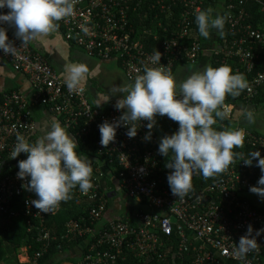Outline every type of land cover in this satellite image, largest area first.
<instances>
[{
    "label": "built area",
    "instance_id": "2783aa9c",
    "mask_svg": "<svg viewBox=\"0 0 264 264\" xmlns=\"http://www.w3.org/2000/svg\"><path fill=\"white\" fill-rule=\"evenodd\" d=\"M206 1L75 0L73 13L54 22L69 44L92 57L119 61L125 79L132 83L137 75L143 74L145 66L160 67L149 60L155 51L161 53L160 64L171 73L180 60L189 63L197 60L203 44L194 20ZM248 2H254L259 12L264 13V0H216L217 9L224 14L227 38L223 44L216 45L212 54L219 59L215 67L235 61L234 72L251 74L246 79L247 88L242 91L249 100L264 89V61L262 68L253 71L255 59L259 57L255 50H264V28L256 27V22L253 26L255 20L246 10ZM178 4L183 7L176 14L175 28L169 29L161 18L173 20L174 6ZM146 11L149 12L145 24L134 28L128 13ZM0 26L6 29L8 39L16 47L12 54L0 51V55L14 70L25 74L31 86L29 97L16 89L0 91V170L4 173L0 176V225L6 219L21 216L26 218L27 232H35V241L41 243L42 248L57 240L43 222L47 215L57 211L59 205L47 214L32 206L35 194L25 191L21 184L26 181L16 176L17 162L25 159L26 154L11 159L17 134L24 135L29 142L35 141L36 124L31 108L38 105L49 109L66 131H74L72 136L76 139L97 134L98 154L108 157L109 164L116 161L118 186L140 204V208L123 220L100 223L106 208V195H98V183L92 185L87 195L78 194L79 200L98 199L99 203L90 207L84 217L65 222V233L57 241L56 248L59 250L63 242L77 239L81 242L59 254L64 257L63 264H118V258L122 260L126 250L133 252L136 259H153L154 262L147 264H177V261L178 264H264V232L256 237L257 248L243 259L234 254L235 244L248 225L252 226L253 236L257 229L264 228V201L255 202L249 191L261 175L260 169L254 166L255 160L253 166H245L242 159L248 154L236 151L239 155L223 173L200 190L177 199L166 188V177L162 176L157 131L152 129L151 139L145 141L146 121H141L133 138L126 136L125 127H118L114 142L102 147L97 125L105 120L112 122L121 112L114 105L97 108L91 104L85 87L70 93L42 54L33 50L28 42L21 43L7 24ZM162 33L166 35L162 37ZM147 37H150L149 42ZM188 39L192 40L189 45ZM233 109L234 105L225 100V116ZM177 128L176 122L171 134ZM235 129L243 130L244 142L251 147L248 153L259 151L264 156L263 136L243 126L236 125L232 130ZM92 174L98 179L102 177L100 171ZM166 238L172 239L171 247L164 242ZM29 247L23 246L26 251L18 264L40 263L43 251L29 257ZM158 247L168 253L171 251V255L159 254ZM67 256L70 260L65 259Z\"/></svg>",
    "mask_w": 264,
    "mask_h": 264
},
{
    "label": "clouds",
    "instance_id": "9594fccd",
    "mask_svg": "<svg viewBox=\"0 0 264 264\" xmlns=\"http://www.w3.org/2000/svg\"><path fill=\"white\" fill-rule=\"evenodd\" d=\"M74 3L75 0H0V25L14 28L15 37L26 43L38 35L49 33L56 27L54 21L70 16ZM194 23L198 35L205 39L209 38L210 29L216 30L221 38L224 36L223 16L217 15L212 19L210 11H200L195 15ZM15 48L6 29L0 26V51L10 55ZM160 59L161 53L155 51L149 60L160 67L145 66L143 74L137 75L132 83L115 86L110 94L103 95L102 102L97 103L99 108L119 94L114 108L121 114L112 122L105 120L97 125L99 143L107 147L114 142L118 127L126 128L128 138L135 137L141 121H147L144 127L148 131L143 139L148 141L157 116H167L177 122L178 128L173 134L160 138L157 151L162 157L172 154L171 160L165 164L171 169L166 181L171 194L183 199L192 190L194 174L208 179L223 173L239 155L233 149L243 146V130L217 131L212 125L216 118H225V96H239L247 88V81L241 74L232 73L227 65L215 68L206 65L203 70L193 71L177 84L171 71L160 64ZM97 71H90L81 63H67L60 76L67 90L74 93L82 91L86 79L96 75ZM237 115L243 116L250 124L254 123L251 110H239ZM40 132L42 134L34 142L17 134L11 159L21 153L26 154L25 159L17 162L16 176L26 181L21 184L25 191L35 194L31 205L40 213L47 214L61 201L69 200L71 190L77 186L82 194H88L92 188V166L87 157L78 154L77 142L55 117L46 118ZM254 160V166L260 169L261 175L249 191L264 201V156L259 151H251L246 159H242L245 166H253ZM261 232L264 228L257 229L253 236L252 226L248 225L245 234L235 244V256L243 259L255 250L258 246L256 237Z\"/></svg>",
    "mask_w": 264,
    "mask_h": 264
},
{
    "label": "trees",
    "instance_id": "16d2710c",
    "mask_svg": "<svg viewBox=\"0 0 264 264\" xmlns=\"http://www.w3.org/2000/svg\"><path fill=\"white\" fill-rule=\"evenodd\" d=\"M217 2H219V0H217ZM216 6H217L216 0H214V2H210L208 0L202 6L201 11H210L212 19H214V16H217V15L224 17L222 10L217 9ZM182 7L183 6L181 4L174 6V19L173 20H166V18H161L163 25L167 26L169 29L175 28V23H176V18H177L176 14H178V11L181 10ZM246 10L250 13L252 18L255 20L253 22V26H254V23L256 22V25H255L256 27L258 26V27L264 28V21H263L264 13L259 12L258 6L254 2H248ZM148 12L149 11L138 12L136 14L130 13V12L128 13V17L130 18L131 24L133 25L134 28H137V26H139V25L142 26L145 24V19L147 17ZM56 22H54V24L59 28V26H58V24H56ZM214 34L217 35V37H216L217 44L218 45L223 44L224 40H226V38H227L226 25L224 24V36H223V38H221L219 36L217 31L216 32L214 31ZM165 35L166 34L162 33V37ZM191 39H188V45L192 42ZM200 39L202 42V37ZM149 40H150V37H147L146 41L149 42ZM182 43H184V42H182ZM185 43H186V41H185ZM70 44L73 45L72 43H70ZM255 51L257 52V54H259L258 55L259 57L257 59H255V69L253 71H256L257 69L262 68L261 65H262V62L264 61V50L261 48H258ZM200 55L198 56V58L200 57ZM211 57H212V67L215 68L219 59L214 57L213 54ZM198 58H197V60H198ZM117 62H119V61H117ZM195 62L189 63V62H186L185 60L182 59L175 64L173 70H175V68L179 64L187 63V64H193L194 65ZM227 66L230 67V69L232 70V73H234V74L236 73V72H234V68L237 66L235 61H229L227 63ZM172 73H173V71H172ZM242 76L245 79H249L251 77V74L242 75ZM225 100L230 101L234 105V108H235V105H237L239 103L251 104L254 107L264 108V89L259 90V92L256 95H254L253 97H251V99H249V100L246 99L245 96H243L242 92L240 93L239 96H237L235 98H233L229 95H226ZM233 112H234V109L232 110V113L229 116H225V118L223 120L216 118V123L214 125H212V127L214 129H216L217 131L232 130L233 128H232L231 124H232ZM175 125H176V122L171 121L170 119L167 118V116L160 117L161 131L159 133L160 134L159 137L161 138L162 136H164L166 134L170 135L175 130ZM73 132L74 131H71V134ZM74 139L78 144L79 151L83 155L87 156L89 159H92V161H95V163L102 160L106 164V166L109 168V172L111 173V175H113V178L116 179V181L118 183V180H117L118 167H117L116 161L113 160L112 161L113 163L109 164L108 163L109 158L104 157L103 155L98 154V152H97L96 145H95L97 140H98L97 134L90 133L86 136H81L80 138H77V139L74 138ZM250 150H251V147L249 145H246L245 142L243 143V146L241 148H234L233 149L234 152L241 151V154L246 155V156L248 154V151H250ZM171 155L172 154L169 153L168 157H162L161 156V158H162V164H161L162 176L164 179L168 174V170L165 167V164L169 160H171ZM170 171H171V169H170ZM3 174L4 173H3V169H2V170H0V176ZM214 177H216V175L213 177H210L208 179H204L201 175L194 174L192 177L193 187H192V190L190 192L198 191L201 188L207 186L214 179ZM90 181H91L92 185L98 183V185H99V188L97 190L98 195H100V196L106 195L107 196V194L104 192L103 186H101V184L99 183V179L95 175L91 174ZM108 183L110 184V182H108ZM255 185H256V182L252 186H255ZM166 188L168 190H170L168 187L167 181H166ZM80 193H81V191L79 190L78 186L73 188L71 190V193H70L71 198L67 201H61L59 203V208L57 209V211H55L54 213L47 215L45 217V220L43 222L44 226L48 230L49 234L52 237H56V239H57L56 241L49 244L47 247L42 248V244L35 241V232L34 231L33 232H27V230H26L27 229L26 218L21 217V216H17V217H12L11 219H6L5 223H2L0 225V264H18L15 260V257L18 254L17 252L19 251V249L21 247H23V246L28 247V245L30 246L27 249V254L29 255V257H32L35 252L43 251V253H42L43 255L39 261L40 262L39 264H62V261H63L62 258H64L63 256H61L59 259H56V258H58L59 254L61 252L64 253L65 251L69 250L71 247H73L76 244H78L79 242H81L80 239L74 240L72 242H63V243H61L59 250L56 248L57 241L65 233V222L70 220V219H79L81 216L84 217L86 215V211L90 207H93V206L96 207L99 203L98 199L90 200L87 198H83L82 200H79L77 198V196ZM104 198L106 200V203H105L106 208L104 210V212H105L107 210V206H108L107 202L108 201L106 199L107 197H104ZM33 223L35 224V222H33ZM171 240H172L171 238H166V239H164V242L167 243V246L171 247V245L173 243V241L171 242ZM169 247H168V249H170ZM158 252H159V254H167L168 257L171 255V251L168 253L164 249H162L161 247H158ZM122 258H123L122 260H121V257L118 258L119 259L118 264H147V263L154 262L153 259H151L150 257L145 258L146 260L144 258L143 259H136L134 253L131 251H127V250L122 255ZM182 259H185V257H182ZM168 261L170 262V260H168ZM176 263L178 264L179 262L177 261Z\"/></svg>",
    "mask_w": 264,
    "mask_h": 264
},
{
    "label": "crops",
    "instance_id": "0c3cea01",
    "mask_svg": "<svg viewBox=\"0 0 264 264\" xmlns=\"http://www.w3.org/2000/svg\"><path fill=\"white\" fill-rule=\"evenodd\" d=\"M4 11L6 12L7 9ZM10 29L14 31V28ZM214 31L216 32V30H213L209 35V38H207L209 41L207 45L210 47L209 51L206 52L204 49V51L201 52L200 57L194 64L195 68L192 71H188L189 69L186 67L187 63L179 64L175 70H173L172 76L174 77L177 84L185 80L193 71L203 70L206 65L212 66V50L215 49L217 45V35L214 34ZM28 43L33 50L39 52L47 59L49 64L59 76L63 71L65 64L67 63L84 64L90 69V71L93 69H98L96 75L89 76L84 84L86 96L91 104L97 105L98 102H102L103 95L110 94L109 89L110 87L114 86L115 82H117V79L125 83L128 82L125 79L124 74L116 60L99 59L86 54L81 49L66 42L57 26L45 35H38L30 39ZM128 84L130 83L128 82ZM10 89H16L27 97H29L31 94V86L27 76L22 72L14 70L11 64L3 59V57L0 55V91H6ZM113 98L114 97H111L107 104H102L101 106L114 105L116 101ZM242 109L251 110L253 114L256 115V118L254 117V123L250 124L243 116L237 115L238 111ZM235 110L236 112H233L234 117H232V128L236 125L243 126L264 137V108L254 107L251 104L239 103L235 105L234 111ZM31 112L36 124V132L34 135L36 140L42 134L40 132V127L42 126L44 120L48 117L55 116L46 107L38 105H34L31 108ZM160 117L161 116H157V123L153 127V129L157 131L158 134L161 131ZM58 121L60 122V120ZM68 133L72 136L70 132ZM77 151L79 155L85 156L79 151L78 148ZM89 161L91 162L92 172H102V177L99 179V183L101 186H103L104 192L107 194L106 199L108 201V206L107 210L103 213L100 223H106L112 219L123 220L126 216H131L134 213L133 211L140 208V204L133 199H129L125 192L118 186L116 179L113 178V175H111L109 172V168L102 160L96 163L95 161H92V159H89ZM167 170L169 173L170 169L167 168ZM108 182H110V184ZM120 195H122V197ZM252 195L253 193L251 194V199L257 200L253 198ZM121 198H123L124 202H121ZM120 202L122 203L121 209H119L121 206ZM128 202L131 203L128 204ZM113 210H118L119 212L113 213Z\"/></svg>",
    "mask_w": 264,
    "mask_h": 264
},
{
    "label": "rangeland",
    "instance_id": "374dc122",
    "mask_svg": "<svg viewBox=\"0 0 264 264\" xmlns=\"http://www.w3.org/2000/svg\"><path fill=\"white\" fill-rule=\"evenodd\" d=\"M216 16H214V18H215ZM214 29H210V34H211V32L213 31ZM209 41H208V39H205V38H202V44H203V51H204V49L206 50V52H208L209 51V46L207 45V43H208ZM186 67L189 69L188 71H192L194 68H195V66L194 65H192V64H187L186 65ZM188 71H186V72H188ZM184 72V71H183ZM185 72V73H186ZM182 76V75H181ZM189 76V75H188ZM117 82H115V84H114V86L113 87H110V91L115 87V86H123V85H126V84H128V82L127 83H125V82H123V81H119L118 79L116 80ZM114 98V100L116 101V99H118L119 98V94H117V96H113ZM91 102H93L92 100H90ZM236 112V110L234 111V113ZM232 117H234V114H232ZM254 117L256 118V115L254 114ZM156 120H157V117H156ZM121 197H122V195H120ZM253 196V198H255V199H257L255 202H257V201H259L260 199L257 197V195H255V194H253L252 195ZM128 201H131V200H128ZM121 202H124V200H123V198H121ZM120 202V208L119 209H121L122 208V203ZM131 202H128V204H130ZM119 211L118 210H113V213H118ZM121 214H123V213H121ZM25 248H23V247H21L20 249H19V251L17 252L18 254H17V256L15 257V260H16V262H18V260L20 259H22V255L23 254H25ZM21 253V254H20ZM20 254V255H19ZM60 258V256L58 257V258H56V259H59ZM55 259V260H56ZM65 259H67V260H70L69 258H68V256L65 258ZM14 260V259H13ZM63 260V259H62ZM63 263H65V262H63L62 261V264Z\"/></svg>",
    "mask_w": 264,
    "mask_h": 264
}]
</instances>
